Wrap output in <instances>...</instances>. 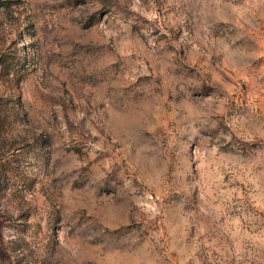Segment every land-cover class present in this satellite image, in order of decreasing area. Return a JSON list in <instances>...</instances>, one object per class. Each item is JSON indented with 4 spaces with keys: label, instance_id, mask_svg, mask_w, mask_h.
<instances>
[{
    "label": "rangeland",
    "instance_id": "obj_1",
    "mask_svg": "<svg viewBox=\"0 0 264 264\" xmlns=\"http://www.w3.org/2000/svg\"><path fill=\"white\" fill-rule=\"evenodd\" d=\"M0 264H264V0H0Z\"/></svg>",
    "mask_w": 264,
    "mask_h": 264
}]
</instances>
